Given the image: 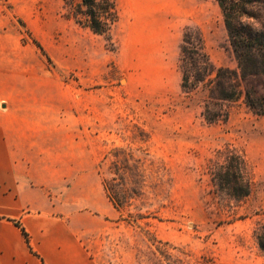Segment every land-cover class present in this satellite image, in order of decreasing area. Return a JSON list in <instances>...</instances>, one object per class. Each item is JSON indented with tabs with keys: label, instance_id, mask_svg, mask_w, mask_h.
Instances as JSON below:
<instances>
[{
	"label": "rangeland",
	"instance_id": "obj_1",
	"mask_svg": "<svg viewBox=\"0 0 264 264\" xmlns=\"http://www.w3.org/2000/svg\"><path fill=\"white\" fill-rule=\"evenodd\" d=\"M110 37L63 16L61 0H0V32L36 53L14 61L60 83L62 123L92 157L119 210L108 233L85 239L99 264H264V116L243 104L225 124L200 117V95L181 90L183 29L198 26L219 66L236 68L215 0H117ZM31 86V85H29ZM264 91V90H263ZM233 145L245 152L253 190L243 202L213 193L205 163Z\"/></svg>",
	"mask_w": 264,
	"mask_h": 264
},
{
	"label": "crops",
	"instance_id": "obj_2",
	"mask_svg": "<svg viewBox=\"0 0 264 264\" xmlns=\"http://www.w3.org/2000/svg\"><path fill=\"white\" fill-rule=\"evenodd\" d=\"M11 41L1 29L0 264H99L85 239L108 233L123 212L92 157L78 153L75 139H61L76 126L62 123L59 81L46 92L43 66L23 75L14 59L36 53Z\"/></svg>",
	"mask_w": 264,
	"mask_h": 264
},
{
	"label": "trees",
	"instance_id": "obj_3",
	"mask_svg": "<svg viewBox=\"0 0 264 264\" xmlns=\"http://www.w3.org/2000/svg\"><path fill=\"white\" fill-rule=\"evenodd\" d=\"M61 1L67 20L97 36L110 37L119 20L117 0ZM215 1L221 10L236 68L219 66L212 60L198 26L183 29L178 59L181 90L186 95H200V117L209 126L227 123L239 104L264 116V0ZM205 170L213 193L220 200L243 202L250 197L252 171L243 150L233 145L215 150L206 160ZM254 233L264 252V224Z\"/></svg>",
	"mask_w": 264,
	"mask_h": 264
}]
</instances>
